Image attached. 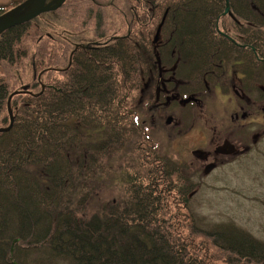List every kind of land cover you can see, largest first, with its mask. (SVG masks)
Returning <instances> with one entry per match:
<instances>
[{"label": "trees", "instance_id": "16d2710c", "mask_svg": "<svg viewBox=\"0 0 264 264\" xmlns=\"http://www.w3.org/2000/svg\"><path fill=\"white\" fill-rule=\"evenodd\" d=\"M148 85V108L171 98L172 137L208 115L206 97L261 112L264 0H66L0 36V129L11 95L13 116L0 133V264H264L247 232L204 230L191 213V164L162 154L135 110ZM110 182L116 195L91 211Z\"/></svg>", "mask_w": 264, "mask_h": 264}, {"label": "rangeland", "instance_id": "374dc122", "mask_svg": "<svg viewBox=\"0 0 264 264\" xmlns=\"http://www.w3.org/2000/svg\"><path fill=\"white\" fill-rule=\"evenodd\" d=\"M12 1L15 0H0V5ZM111 18L115 21V17ZM232 90L237 95H242L234 86ZM156 95L157 100L159 93ZM153 96L151 86H146L140 100L135 102V110L142 112L145 126L149 128L150 135L158 143L162 154L191 164V181L195 185V191L189 200V209L200 226L204 230H210L221 224H230L264 244V109L261 112H258V108L235 109L234 103L227 102L220 94L213 100L206 97L204 105L208 108V115L204 114L198 121L192 120L191 127L186 132L172 137L171 130L179 126L180 122L174 111H168L171 108V98L164 104L148 108V102L153 100ZM197 105L203 106L204 110L200 101H197ZM200 110L203 111L202 108ZM209 111H214V117L209 116ZM209 117L213 119L210 122L215 120L219 123L215 133H207L204 128L201 129L204 124H209ZM168 119L170 124H167ZM236 121L240 122V126L236 128L240 135L238 137L228 131L234 130L230 128V123L234 124ZM219 126L224 127L225 133L219 131ZM225 134L229 135L228 139ZM254 136L251 142V137ZM239 142L248 143V146ZM125 158L126 154L109 158L114 174L118 173ZM119 185V182L114 185L111 182L105 183L88 204L91 211L98 212L100 203L111 200ZM35 257L33 255L31 259L28 258L29 263Z\"/></svg>", "mask_w": 264, "mask_h": 264}, {"label": "water", "instance_id": "95a60500", "mask_svg": "<svg viewBox=\"0 0 264 264\" xmlns=\"http://www.w3.org/2000/svg\"><path fill=\"white\" fill-rule=\"evenodd\" d=\"M66 0H25L20 5L0 15V36L7 30L25 24L32 21L36 17L51 13L58 10ZM228 11V9L226 10ZM12 95L7 102V110L9 114V127L7 129H0L1 132L10 130L13 124V116L9 108V102ZM167 124H170V119L167 120ZM16 240L14 241V243ZM10 253H13V244L10 249Z\"/></svg>", "mask_w": 264, "mask_h": 264}]
</instances>
